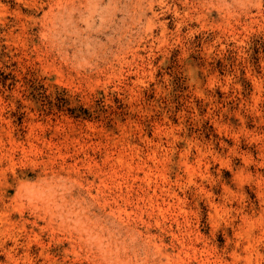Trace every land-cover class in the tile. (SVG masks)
I'll return each instance as SVG.
<instances>
[{
    "label": "rangeland",
    "instance_id": "1",
    "mask_svg": "<svg viewBox=\"0 0 264 264\" xmlns=\"http://www.w3.org/2000/svg\"><path fill=\"white\" fill-rule=\"evenodd\" d=\"M0 264H264V0H0Z\"/></svg>",
    "mask_w": 264,
    "mask_h": 264
}]
</instances>
